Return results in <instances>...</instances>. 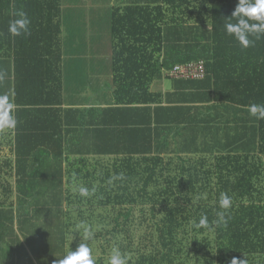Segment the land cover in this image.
Returning a JSON list of instances; mask_svg holds the SVG:
<instances>
[{
  "label": "trees",
  "instance_id": "obj_1",
  "mask_svg": "<svg viewBox=\"0 0 264 264\" xmlns=\"http://www.w3.org/2000/svg\"><path fill=\"white\" fill-rule=\"evenodd\" d=\"M238 2L113 9L114 81L127 91H115L109 110L122 106L134 118L119 114L93 131L86 117L99 109L64 108L55 64L30 85L17 75L20 57L61 56L58 0H0V96L14 100L17 119L0 132V264H53L76 250L82 221L95 231L97 264H108L113 248L128 264H264V120L247 111L264 104V38L243 49L226 34ZM18 9L31 19L29 35L8 31ZM3 51L14 56V77ZM199 60L205 76L191 82L204 79L205 91L172 100L191 95L202 107H166L163 93L149 91L176 64ZM97 150L114 158L86 156ZM74 173L76 183L95 187L90 197L73 191ZM222 192L232 197L227 227L195 228L202 214L216 219Z\"/></svg>",
  "mask_w": 264,
  "mask_h": 264
},
{
  "label": "crops",
  "instance_id": "obj_2",
  "mask_svg": "<svg viewBox=\"0 0 264 264\" xmlns=\"http://www.w3.org/2000/svg\"><path fill=\"white\" fill-rule=\"evenodd\" d=\"M156 1L158 0H58V10H55L56 12L53 13L55 17L52 19L56 23L59 21L61 26L58 41L56 39L57 46L55 45L57 49L60 48L61 56L53 58L38 55L36 52V55L20 57L22 64L17 70L19 79L26 85L41 81L45 75H53L55 64L56 75L61 74L64 108L99 109L94 113H88L86 117L91 130L106 127V123L118 120L119 114L121 118H134V115H130L134 113L123 115L126 108L122 106H118L116 113L109 110L117 105L115 91H127V89H118L114 81L115 42L112 36V12L115 8L155 5ZM3 53L7 55L6 60L12 63L11 71L14 77V56L10 57L5 51ZM191 80L193 79H175L164 74V78L155 80L151 84L149 91L163 93V105L166 107H177L182 103L202 107L204 102L200 99H191V95H188L187 102L172 100L173 94H176L177 98L184 99L185 94L205 91L201 87L204 79L197 82H191ZM26 90L41 91L33 87H28ZM192 96L195 97V95ZM121 110L123 113H119ZM196 113L198 111L195 110L194 114ZM103 121H105L104 124ZM77 136L76 134V139H79ZM100 136L106 141L104 135ZM86 143H92V136L86 139ZM80 145L79 142L75 144L76 150L73 155H78L76 151L81 148ZM86 156L92 159L114 158V154L103 155L98 150L90 156L86 153Z\"/></svg>",
  "mask_w": 264,
  "mask_h": 264
},
{
  "label": "clouds",
  "instance_id": "obj_3",
  "mask_svg": "<svg viewBox=\"0 0 264 264\" xmlns=\"http://www.w3.org/2000/svg\"><path fill=\"white\" fill-rule=\"evenodd\" d=\"M15 17L9 22V33L12 36L29 35L31 19L28 13L23 9H18L15 12ZM230 18L223 26L224 30L228 36L238 42L241 48L253 47L257 40L264 38V0H239ZM2 79L3 77L0 75V80ZM14 107V100L10 99L9 95L0 96V132L16 127L17 119L14 115ZM247 111L257 120H264V104L252 103L247 106ZM118 178L123 179V174ZM73 180V191L81 197H90L95 192V187L89 189L83 184L76 183L75 173ZM218 204L220 210L216 212V219L210 222L208 215L202 214L198 223H195V228L210 230L213 225L227 227L232 197L222 192ZM75 227L77 233L82 232L81 242L76 250L71 248L62 258L53 261V264H97L94 248L90 244L95 238L94 229L86 221H82ZM128 260L129 256L126 253H122L119 248H113L108 264H128ZM231 264H248V261L247 259L233 258Z\"/></svg>",
  "mask_w": 264,
  "mask_h": 264
},
{
  "label": "built area",
  "instance_id": "obj_4",
  "mask_svg": "<svg viewBox=\"0 0 264 264\" xmlns=\"http://www.w3.org/2000/svg\"><path fill=\"white\" fill-rule=\"evenodd\" d=\"M168 76L178 79H199L205 76V62L203 60L176 64L168 71Z\"/></svg>",
  "mask_w": 264,
  "mask_h": 264
},
{
  "label": "rangeland",
  "instance_id": "obj_5",
  "mask_svg": "<svg viewBox=\"0 0 264 264\" xmlns=\"http://www.w3.org/2000/svg\"><path fill=\"white\" fill-rule=\"evenodd\" d=\"M97 257V256H96Z\"/></svg>",
  "mask_w": 264,
  "mask_h": 264
}]
</instances>
